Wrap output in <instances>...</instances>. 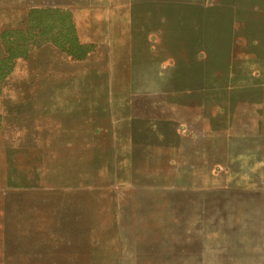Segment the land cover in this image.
<instances>
[{"label":"rangeland","instance_id":"1","mask_svg":"<svg viewBox=\"0 0 264 264\" xmlns=\"http://www.w3.org/2000/svg\"><path fill=\"white\" fill-rule=\"evenodd\" d=\"M31 8L94 49L2 82L0 264H264V0H0V59Z\"/></svg>","mask_w":264,"mask_h":264},{"label":"trees","instance_id":"2","mask_svg":"<svg viewBox=\"0 0 264 264\" xmlns=\"http://www.w3.org/2000/svg\"><path fill=\"white\" fill-rule=\"evenodd\" d=\"M24 29L6 30L1 33L5 57L0 59V91L2 82L10 74L15 60L25 56L30 47L52 43L60 51L75 60H84L94 49L81 44L72 14L63 8H31ZM20 36L19 41L15 39Z\"/></svg>","mask_w":264,"mask_h":264},{"label":"water","instance_id":"3","mask_svg":"<svg viewBox=\"0 0 264 264\" xmlns=\"http://www.w3.org/2000/svg\"><path fill=\"white\" fill-rule=\"evenodd\" d=\"M72 14V13H71Z\"/></svg>","mask_w":264,"mask_h":264}]
</instances>
